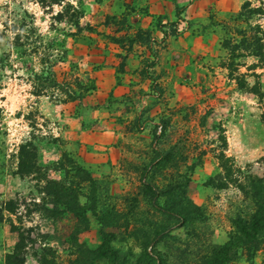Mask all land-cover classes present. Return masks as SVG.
<instances>
[{"label":"rangeland","instance_id":"1","mask_svg":"<svg viewBox=\"0 0 264 264\" xmlns=\"http://www.w3.org/2000/svg\"><path fill=\"white\" fill-rule=\"evenodd\" d=\"M257 43L264 0H0V264L224 244L253 209L235 185L264 177ZM173 197L199 221L173 226ZM244 247L228 264H264Z\"/></svg>","mask_w":264,"mask_h":264},{"label":"trees","instance_id":"2","mask_svg":"<svg viewBox=\"0 0 264 264\" xmlns=\"http://www.w3.org/2000/svg\"><path fill=\"white\" fill-rule=\"evenodd\" d=\"M256 47L257 49L254 51V56L264 64V46L257 43ZM244 185L245 186L238 183L235 185V187L238 188V190L244 195H247L249 198H251L253 203L252 211L250 214H248V216H245L246 218H243L244 216L242 218H240V216H236V232L230 234L228 236V240L224 244L214 246L210 256L200 258V260L195 264H228L235 256L238 249L246 246L248 251L251 254H254L257 251L258 243L264 240V177H248V182H246V184L244 183ZM218 188L220 189V186ZM246 189L248 192L245 191ZM44 190L46 193H49V191L52 192L54 191V186L48 185ZM146 193H149V190L146 191ZM57 194L58 200L57 202H54V205L56 203L63 204L64 201L61 200L63 195L61 193ZM65 203L68 204L67 202ZM159 211L162 214L165 213L166 215L176 219V222L173 224V226H183L187 223L191 224L194 221H199L201 218L200 212L194 204H192L190 201L180 203L175 197L168 199L166 202V207ZM171 227H168L167 230H169ZM160 234L161 233L157 232L155 233V236L158 237ZM21 247L22 242L20 240L17 243L16 248L20 249ZM174 252L176 253V262L174 264H186V261H180L182 260V251H179V249L176 248ZM157 256L158 258H156L155 262L157 264H164L160 258L161 256L158 253Z\"/></svg>","mask_w":264,"mask_h":264},{"label":"crops","instance_id":"3","mask_svg":"<svg viewBox=\"0 0 264 264\" xmlns=\"http://www.w3.org/2000/svg\"><path fill=\"white\" fill-rule=\"evenodd\" d=\"M109 151H110V149H108ZM109 155H111L110 153H109Z\"/></svg>","mask_w":264,"mask_h":264}]
</instances>
